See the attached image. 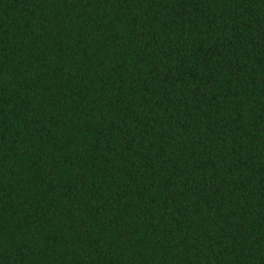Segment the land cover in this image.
<instances>
[{"label":"trees","instance_id":"1","mask_svg":"<svg viewBox=\"0 0 264 264\" xmlns=\"http://www.w3.org/2000/svg\"><path fill=\"white\" fill-rule=\"evenodd\" d=\"M0 264H264V0H0Z\"/></svg>","mask_w":264,"mask_h":264}]
</instances>
